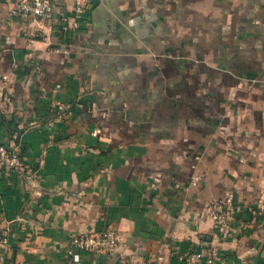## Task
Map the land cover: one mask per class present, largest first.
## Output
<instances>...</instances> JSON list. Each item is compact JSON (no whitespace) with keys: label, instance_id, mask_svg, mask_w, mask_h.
Returning <instances> with one entry per match:
<instances>
[{"label":"crops","instance_id":"crops-1","mask_svg":"<svg viewBox=\"0 0 264 264\" xmlns=\"http://www.w3.org/2000/svg\"><path fill=\"white\" fill-rule=\"evenodd\" d=\"M13 3L0 146L22 165L0 178V264H183L205 242L214 264H264V0H89L71 38ZM230 196L220 231L207 206ZM105 229L115 253L67 259L72 236Z\"/></svg>","mask_w":264,"mask_h":264},{"label":"built area","instance_id":"built-area-1","mask_svg":"<svg viewBox=\"0 0 264 264\" xmlns=\"http://www.w3.org/2000/svg\"><path fill=\"white\" fill-rule=\"evenodd\" d=\"M91 11L92 7L89 0H75L73 7L68 12H61L60 14L56 10L54 0H14L9 14L13 18L23 21L52 22L63 36L71 38L89 24ZM3 80L6 85L9 78L4 77ZM60 88V86L57 87V89ZM50 111L56 114L57 122H63L65 116L71 113V107L63 100H55L50 104ZM21 165L20 155L15 149L0 146V178ZM199 180L200 177L196 176L192 184H197ZM233 207L234 198L232 196L224 201H213L208 204L207 212L220 231L230 229V213ZM205 244L201 253L192 254L188 257L180 255L178 260L183 264H214L216 250L208 249V244L206 242ZM118 245V235L112 229L74 235L66 250V257L69 261L81 262V255L83 254H113ZM243 264H251V262L245 261Z\"/></svg>","mask_w":264,"mask_h":264},{"label":"trees","instance_id":"trees-1","mask_svg":"<svg viewBox=\"0 0 264 264\" xmlns=\"http://www.w3.org/2000/svg\"><path fill=\"white\" fill-rule=\"evenodd\" d=\"M52 113H54V112H52ZM54 116L56 117V114L54 113Z\"/></svg>","mask_w":264,"mask_h":264},{"label":"rangeland","instance_id":"rangeland-1","mask_svg":"<svg viewBox=\"0 0 264 264\" xmlns=\"http://www.w3.org/2000/svg\"><path fill=\"white\" fill-rule=\"evenodd\" d=\"M230 226H231V224H230Z\"/></svg>","mask_w":264,"mask_h":264}]
</instances>
